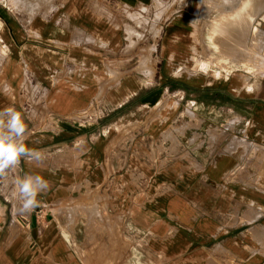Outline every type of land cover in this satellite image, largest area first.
Wrapping results in <instances>:
<instances>
[{"label":"crops","instance_id":"crops-1","mask_svg":"<svg viewBox=\"0 0 264 264\" xmlns=\"http://www.w3.org/2000/svg\"><path fill=\"white\" fill-rule=\"evenodd\" d=\"M110 1H0V110L43 154L0 175V264H264V80L201 70L186 10L153 67L117 12L150 0Z\"/></svg>","mask_w":264,"mask_h":264},{"label":"rangeland","instance_id":"rangeland-1","mask_svg":"<svg viewBox=\"0 0 264 264\" xmlns=\"http://www.w3.org/2000/svg\"><path fill=\"white\" fill-rule=\"evenodd\" d=\"M0 1L7 5V7H12L13 11L16 10L15 12L19 13L23 12L24 15H28L30 18L31 16L40 13L41 10L45 11L49 7H54L55 5L62 3L63 0H35V3L34 0H27L28 2H26V0ZM222 3H224L223 0H150L147 3V6L135 7L128 10L119 9V11L117 12L122 18L121 20L124 22V24L130 23L131 26L128 28L125 27V29L131 31L130 34L134 35L135 38L139 41L141 55L148 58L149 56H153V67H158V65L160 64L158 60V54L160 52V43L163 39L162 36L164 34V30L166 29V25L169 24L171 20L174 21L175 17L179 16V14L183 13L186 10L187 17L190 21V24L188 25V34H191L190 37H192V39H190V41H193L191 53L195 58V62L198 67H200L203 60H217L219 62V60L222 59L220 60V62L223 65V70L231 71L234 69H244L252 76H261L260 78L253 77L254 81L256 80L257 82L259 79L264 80V73L260 74L261 67L255 66L253 67L254 69H252L244 67L240 64V60H242L243 58V53L240 50L239 52H236V49L220 54V52L215 50V48H213L212 44L209 42L207 38V32L213 20H215L214 17H216L217 11L223 8L221 7ZM259 25H257L259 31L261 33L264 32V20ZM172 34L174 36L176 35L178 40L180 36H183L182 34L184 33L181 34L179 29L174 27ZM243 46L245 47L247 46V44L242 43V47ZM219 57L220 59H218ZM140 61H142V58L140 59ZM212 66L213 65H209L208 67ZM208 67L206 66L204 69ZM263 68L264 67H262V69ZM96 110L97 108L95 109L91 107L88 112L90 114H94Z\"/></svg>","mask_w":264,"mask_h":264},{"label":"bare ground","instance_id":"bare-ground-1","mask_svg":"<svg viewBox=\"0 0 264 264\" xmlns=\"http://www.w3.org/2000/svg\"><path fill=\"white\" fill-rule=\"evenodd\" d=\"M223 1L224 3L221 5L223 8L217 11L215 20L211 26L209 25L210 28L207 32L209 42L220 54L226 51L237 49L236 52H239L240 50L243 53V58L241 57L242 60H240L241 65L252 69L255 66L261 67L260 74L264 73V68L262 69L264 67V34L262 33L264 32L261 33L257 26L264 20V0ZM26 2L28 1L26 0ZM242 43H246L247 46L242 47ZM220 60L219 62L217 60H203L199 68L202 70L206 66L214 65L222 69L223 65Z\"/></svg>","mask_w":264,"mask_h":264},{"label":"clouds","instance_id":"clouds-1","mask_svg":"<svg viewBox=\"0 0 264 264\" xmlns=\"http://www.w3.org/2000/svg\"><path fill=\"white\" fill-rule=\"evenodd\" d=\"M26 124L20 112L13 107L0 110V175L14 169L21 159L41 161V151L25 143ZM16 196L21 211L29 212L39 206L37 197L46 192L49 183L39 174L27 173L15 181Z\"/></svg>","mask_w":264,"mask_h":264}]
</instances>
